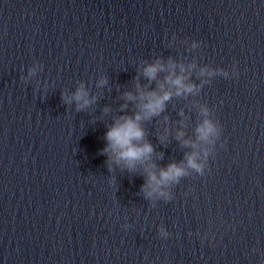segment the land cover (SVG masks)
<instances>
[{"label":"water","instance_id":"1","mask_svg":"<svg viewBox=\"0 0 264 264\" xmlns=\"http://www.w3.org/2000/svg\"><path fill=\"white\" fill-rule=\"evenodd\" d=\"M170 61L192 92L167 83ZM157 62L165 70L149 80L143 70ZM161 84L171 99L142 121L154 151L129 168L105 150L106 133ZM206 119L217 132L201 140ZM193 152L200 170L187 165ZM173 163L185 174L147 195L148 170ZM0 264H264V0L0 51Z\"/></svg>","mask_w":264,"mask_h":264},{"label":"clouds","instance_id":"2","mask_svg":"<svg viewBox=\"0 0 264 264\" xmlns=\"http://www.w3.org/2000/svg\"><path fill=\"white\" fill-rule=\"evenodd\" d=\"M170 70L169 76L166 78L167 83L174 86L177 95L182 93H190L195 89V85L185 83V77L176 74L174 65L171 61L168 64ZM192 67V66H189ZM165 70V65L157 62L155 64L147 65L143 74L149 80L157 78L159 72ZM186 71L183 65L180 66V73ZM205 70H202V72ZM103 83V82H102ZM161 91H150L147 93L141 92L140 110L133 116H124L115 121L106 133L108 141V148L106 151H111L115 154L118 161H123L129 168H134L138 162L149 159L154 151L151 143L145 140L146 132L142 127V121L150 119L153 116L159 115L164 111L166 102L171 99L173 93L164 90V85H160ZM132 94H128V99H133ZM75 99L81 102V107L89 104L91 101L88 99V93L80 89L75 94ZM207 111L206 109L204 110ZM197 132L199 139L209 140L217 132L215 124L210 120H204L198 127ZM183 136V133H179ZM185 141V144H188ZM195 147V145H193ZM187 165L191 168L200 170L202 165L197 161V154L193 152L187 157ZM185 174V168L175 163L170 164L167 168L161 169L159 173L148 170V188L150 191L147 195L152 196L154 193L159 192L160 195H165L161 191L162 187L172 181L178 180Z\"/></svg>","mask_w":264,"mask_h":264}]
</instances>
